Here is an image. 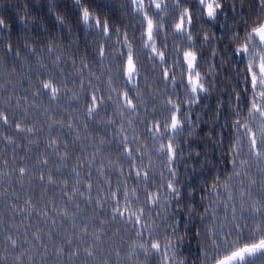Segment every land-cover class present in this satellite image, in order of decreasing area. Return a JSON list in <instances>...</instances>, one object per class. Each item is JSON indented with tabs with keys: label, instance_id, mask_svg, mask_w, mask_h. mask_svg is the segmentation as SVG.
<instances>
[{
	"label": "trees",
	"instance_id": "obj_1",
	"mask_svg": "<svg viewBox=\"0 0 264 264\" xmlns=\"http://www.w3.org/2000/svg\"><path fill=\"white\" fill-rule=\"evenodd\" d=\"M79 2L108 23L109 33L84 28L75 0H0V19L8 25L0 31V111L11 125L0 121V264H160L161 257L145 256L139 248L145 240L130 224L112 218V193L125 205V189L129 195L135 189L139 202L131 206L145 208L161 244L166 237L171 239L175 257L169 249L170 264H205L204 253L211 257L205 232L215 227L223 235L241 223L242 216L251 225L250 205L264 203V171L249 157L246 140L241 143L243 158L250 162L247 175H233L239 169L228 163L232 154L226 151L237 139L235 128L228 127L235 124V111L244 123L257 124L259 119L250 121V103L233 98L247 87L243 80L247 56L235 54L238 41L233 36L246 22L259 18L258 2L220 0L224 8L212 21L197 0H182L193 16L189 42L174 31L180 9L173 0H158L167 5L161 12L144 0L147 16L154 25H162L159 34L154 33L155 53L146 47V22L142 24L131 0ZM9 44L14 51L7 50ZM129 45L139 70L131 84L123 75ZM189 50L196 52L198 70L209 88L191 106L184 103L190 93L183 53ZM158 53H163V60ZM50 77L61 86L56 100L41 89L40 81ZM125 92L136 105L134 114L125 106ZM92 95L103 98L98 99L95 119L86 114ZM168 99L188 109L191 121L186 125L191 131L177 139L182 157L176 161L174 179L181 190L180 202L168 197L166 180L173 178L157 152L167 137L154 140L152 134V125L162 126L170 116ZM245 100L250 102L251 95ZM110 119L116 122L110 124ZM15 124L33 131L20 132ZM125 136L124 144L133 149L131 160L121 143ZM136 168L148 172L146 182L135 176ZM49 177L55 182L49 183ZM229 177L227 192L221 188L210 194L212 184L222 185ZM87 184L92 185L90 192ZM145 188L159 190L166 201L163 210L149 211ZM229 193L232 199L227 198ZM173 221L174 232L166 227ZM8 236L17 240V249L10 247ZM72 247L79 255L70 258L66 253ZM60 248L64 253L57 254ZM85 249L94 255L88 256Z\"/></svg>",
	"mask_w": 264,
	"mask_h": 264
},
{
	"label": "snow or ice",
	"instance_id": "obj_2",
	"mask_svg": "<svg viewBox=\"0 0 264 264\" xmlns=\"http://www.w3.org/2000/svg\"><path fill=\"white\" fill-rule=\"evenodd\" d=\"M132 5L134 6L135 11L142 16V24L146 22V37L148 44L146 47H151L152 51L155 53L157 50L155 47H152V42L154 40V33L159 34L162 25H154L153 20L150 19L144 10V0H131ZM258 7L260 9L259 18L251 20V22H246L244 29L240 33H234L233 38L237 39L238 46L235 48V54L240 56H247V62L245 64L246 73L243 74L244 83L247 87L242 88L241 93H234L233 98L236 101H241L245 103H250V110L247 115L250 118V121H257V124L244 123L240 119L241 113L235 111L234 115L237 117L235 124L229 123V128H235V135L237 139L235 142L229 145V149L226 151L231 152V156L228 159V163L232 165L234 169H239L234 171V176H240L242 173L247 175L246 168L249 165V160L243 158V145L242 140L247 142V151L250 158H252L261 171H264V0H257ZM76 6L82 9L81 22L86 29H99L100 34L104 35L109 33V25L106 21L101 18L91 14L88 8H84L79 0H75ZM174 7L180 9V12L174 23V31L182 36L187 41H192V32L194 31L193 26V16L191 11L187 7L182 6V0H173ZM197 3L200 5V8L207 16L209 20L215 21L217 19L218 12H221L224 8V5L220 0H197ZM149 6H154L157 12L163 11V5L158 2V0H149ZM57 21L63 23L59 17ZM8 25L4 19H0V31L7 30ZM242 37V39H240ZM207 40V36H205ZM28 47V45H25ZM191 48V43L189 44ZM9 52L14 51L12 46L9 44L7 46ZM35 51L34 49L32 50ZM49 51H52L49 48ZM101 57H103V49H100ZM161 60L164 59L163 53H158ZM183 59L187 64V85L189 86V95L186 96L184 103H189V106L199 103L201 93L205 95L208 94L209 88L205 87L204 78L201 75V72L198 70L199 66L197 63V54L195 51H185L183 53ZM123 75L126 76L127 82L131 84L133 81H136L139 78V70L137 68L136 62L134 61L131 46L129 45V51L127 53L126 62H124V72ZM167 76V72H165ZM183 76L184 73H181ZM174 82V81H173ZM41 89L49 94L52 100L59 98L61 93V86L57 84L56 80L53 78H48L47 80L40 81ZM250 94V102L245 100V97ZM123 98L126 102V107L131 110L130 114H134L136 111V105L133 104L132 99L129 98L128 93H123ZM98 99L102 100L103 98H98L96 95L90 97V105L86 109V114L89 118L95 119L98 116ZM167 105H170L169 112L170 116L168 120L164 122L161 126L159 122H156L152 125V134L153 139H163L167 137L166 143H160L157 149L158 154L164 159L165 167L167 171L171 174L173 179L166 180V188L169 191L168 197L171 200L177 202L181 201V190L175 181L176 176V161L182 157V151H178L177 139L185 134L186 131L190 132V129H186V125L191 123L188 116V109L182 110L180 103H174L172 99L167 100ZM0 121L4 125H9V117L5 115L3 111H0ZM114 120H109L108 123H115ZM131 124V121L128 122ZM11 126V125H9ZM72 127L71 124L68 125ZM161 127L163 128V133L160 132ZM15 128L24 132L27 131L31 133L32 128L21 127L20 124H15ZM255 129V130H254ZM9 144L14 143L10 138L5 137ZM229 139H231L229 137ZM127 140V137H123L122 145L125 154L128 158L134 159L132 153L133 149L128 148L124 141ZM55 144V141L52 142ZM218 143H222V140H218ZM65 157H62L64 159ZM44 164H47V160L43 161ZM135 168V165H133ZM75 172V169H73ZM121 173L123 169L120 170ZM21 176L26 174L25 168L21 167L19 169ZM76 176H79V172L75 173ZM132 174L131 172L129 173ZM163 175V173H161ZM135 176L141 178L140 182L144 183L148 180V172L144 171L143 173L139 168L135 170ZM41 180L44 179L43 176L40 177ZM231 177L225 181L224 184H219V182L211 185L210 194L215 195L218 193L221 188L224 191H228L229 182ZM49 183H54L51 177L48 178ZM92 185L87 184V189L91 191ZM79 192V189L75 190ZM145 192V203L149 205V211L161 209L163 210L166 204V201L162 200L159 190L149 191L148 188L144 189ZM241 196H244V193H241ZM117 193H112V199L114 200L113 209H112V218L116 220L117 218H123L124 222L130 224L135 230L134 234L145 240L144 243L139 245V248L144 252L145 256L156 255L161 257L160 264H170V259L168 257L169 249H173L172 259L175 257L174 245L168 237L165 238V243L162 245L161 241L154 234V229L149 226L148 218L146 217V210L144 207L133 208L131 205L133 202L138 203L139 197L136 196L135 189L131 190V195L127 189L123 193V199L126 202L125 205H121L119 199L116 198ZM89 197H86L88 199ZM228 199H232L231 194L229 193ZM102 206V205H101ZM251 216L254 221L251 225L244 222V217H241V223L233 225L232 231H226L223 235L218 232L215 227L209 228L205 232V243L208 250L211 252V257L208 256V251L204 253L205 264H208L210 259V264H264V203L256 201L250 205ZM43 211V210H42ZM205 211H207L205 209ZM67 217V211L62 213ZM159 215V212L157 213ZM44 215H47V212H44ZM235 215V214H233ZM54 224L55 221L52 220ZM214 224V221H213ZM166 227L173 232L176 229V223L166 225ZM145 229H147V236ZM84 235H87V228L83 230ZM146 237V239H145ZM36 240H39L40 237L36 236ZM6 241L9 243L12 249L18 248V243L16 239H13L12 236H8ZM69 245L73 244L72 240H68ZM88 256H93L94 252L89 249H85ZM64 253V249L60 248L57 250V254ZM71 258L72 256H78L79 251L72 247L69 249L68 253ZM24 255L23 252L20 254ZM17 261L20 260V256L16 257Z\"/></svg>",
	"mask_w": 264,
	"mask_h": 264
},
{
	"label": "rangeland",
	"instance_id": "obj_3",
	"mask_svg": "<svg viewBox=\"0 0 264 264\" xmlns=\"http://www.w3.org/2000/svg\"><path fill=\"white\" fill-rule=\"evenodd\" d=\"M186 63V62H185ZM186 66H187V64H186Z\"/></svg>",
	"mask_w": 264,
	"mask_h": 264
}]
</instances>
